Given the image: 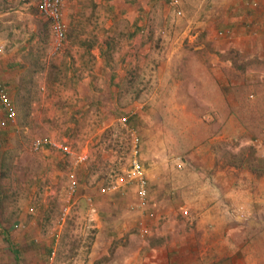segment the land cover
Instances as JSON below:
<instances>
[{"label":"rangeland","instance_id":"rangeland-1","mask_svg":"<svg viewBox=\"0 0 264 264\" xmlns=\"http://www.w3.org/2000/svg\"><path fill=\"white\" fill-rule=\"evenodd\" d=\"M114 1L64 0L57 45L39 0H0V79L16 110L11 122L0 106V227L22 219L19 264H95L99 220L107 237L124 235L120 247L130 238L140 247L143 212L132 207L127 176L135 137L144 172L175 159L179 186L199 164L264 172V88L255 77L264 48L246 59L219 30L180 35L170 4L127 12L132 0L118 9ZM44 139L51 144L34 150ZM79 154L86 161L75 168ZM0 245V254L9 250Z\"/></svg>","mask_w":264,"mask_h":264},{"label":"crops","instance_id":"crops-1","mask_svg":"<svg viewBox=\"0 0 264 264\" xmlns=\"http://www.w3.org/2000/svg\"><path fill=\"white\" fill-rule=\"evenodd\" d=\"M136 1L137 3L132 0L125 4L127 12L135 11L140 6L144 10L147 7L148 12L151 11L150 2L168 6L174 0ZM176 1L178 3L170 8H174L173 19L180 25V35L199 28L216 32L229 31L232 37L230 35L219 41L235 45L243 57L252 53L254 45L264 48V0ZM253 2L257 6L248 5ZM119 6H123V3L115 0L114 7L118 9ZM176 11L181 12V17L176 15ZM168 14L170 15L163 12L165 17ZM167 25L166 22L163 28ZM257 57L258 63L264 62V54H258ZM247 77L254 78L249 74ZM255 77L258 78L257 81L261 80L264 88V71L260 69ZM171 163L176 164L177 161H157L153 164H156L154 167L151 166L146 171L151 192L149 198L154 202L155 217L142 215L143 220H136L138 230L140 223L148 230L146 235L140 234L144 236L140 247H132L135 246L132 238L128 239L131 242L126 247H120L118 244L124 235L110 233L107 237L105 223L99 220V224L93 226L98 228L93 246L96 251L94 263L264 264V177L258 178L251 171L241 170L238 173V168L233 167L217 169L206 165L201 168L200 164L196 167L191 164L194 177L190 176L189 183L183 182L179 186V176L175 175L177 171ZM174 175L176 178L173 182ZM151 209L150 205L148 212ZM14 220L10 225L4 221L1 223L0 241L7 243L8 247L3 249L9 250H3V254H0V264H4V259L9 260L8 264H19L18 253L21 252L17 247L21 246L17 244L19 245L20 238L23 241L27 239L26 235L19 234L25 228L22 219ZM103 235L107 239L111 235V240L104 243ZM99 241L100 246H97ZM3 246L6 245H0V248ZM8 251L12 253L9 254Z\"/></svg>","mask_w":264,"mask_h":264},{"label":"built area","instance_id":"built-area-1","mask_svg":"<svg viewBox=\"0 0 264 264\" xmlns=\"http://www.w3.org/2000/svg\"><path fill=\"white\" fill-rule=\"evenodd\" d=\"M178 2L176 0L172 1L170 5H176ZM248 5L251 6H257L256 2L254 3H248ZM63 7H64V0H39L38 9L39 13L48 19V21L51 24L52 32L54 33L56 44L60 45L61 42L65 38V27L63 25ZM177 16H181L180 11H176ZM231 34L229 31H218V37H224L227 38ZM4 52V46L0 45V54ZM0 106L5 111V115L7 119L11 122L15 120L16 111L14 104L11 100V97L9 95V91L5 84L0 79ZM127 119H123L122 123L125 125ZM47 142H49V145L51 144L50 140L44 139L43 141L37 140L33 144L34 150H38L42 145H46ZM133 158L130 162L129 169L127 171L128 180L130 182H133L136 186L137 190V200L136 203L132 204V207L138 208L143 212V215L153 217L154 212L150 211L148 212V205L150 204L149 201V182L146 177V173L144 172L143 168L141 167V163L138 160L139 155V145H138V138H133ZM86 161V156L83 154L76 155L73 158V166L76 168L79 165H81L83 162ZM69 189L71 194L76 192V188L78 186L76 178L74 175L71 174L69 178ZM119 187L116 185L112 186V191H116ZM94 213V209L91 208ZM90 212V213H91ZM92 215V213H91ZM66 216V211H64L61 220H64V217ZM141 235H146L148 233V230L140 223V230Z\"/></svg>","mask_w":264,"mask_h":264},{"label":"trees","instance_id":"trees-1","mask_svg":"<svg viewBox=\"0 0 264 264\" xmlns=\"http://www.w3.org/2000/svg\"><path fill=\"white\" fill-rule=\"evenodd\" d=\"M16 111V110H15ZM5 112V111H4ZM6 116V115H5ZM261 162V161H260ZM141 163V162H140ZM256 172H257V176L258 177H260V176H262V175H264V172H261V171H259V170H256ZM48 252H49V254L51 253V249H49L48 250Z\"/></svg>","mask_w":264,"mask_h":264}]
</instances>
